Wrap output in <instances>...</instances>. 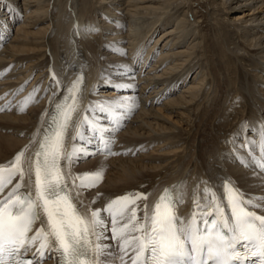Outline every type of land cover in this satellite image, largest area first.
I'll return each instance as SVG.
<instances>
[{"label": "bare ground", "instance_id": "1", "mask_svg": "<svg viewBox=\"0 0 264 264\" xmlns=\"http://www.w3.org/2000/svg\"><path fill=\"white\" fill-rule=\"evenodd\" d=\"M223 25L233 28L239 61L254 71L246 88L256 107L244 109L241 85L238 100L227 108L231 87L216 72V37ZM104 63L119 74L104 72ZM80 75L84 123L98 112L96 106L116 103L131 111L113 137L112 156H90L67 169L70 181L102 173L95 189L80 191L86 207L103 210L127 193L148 194L155 203L169 187L182 194L177 212L187 217L194 200L204 202V189L223 197L230 181L252 208L264 212V175L254 168L264 154V0H0V165L29 145L26 155L33 153L34 139ZM236 110L242 117L223 136L209 127ZM80 146L73 145L79 157L91 152ZM18 181V175L12 178ZM97 193L102 195L93 204ZM143 204L137 201L138 218ZM102 215L111 227V216ZM95 243L115 249L114 260L96 257L97 264H132L136 256L134 245L121 251L118 241L95 237Z\"/></svg>", "mask_w": 264, "mask_h": 264}, {"label": "snow or ice", "instance_id": "2", "mask_svg": "<svg viewBox=\"0 0 264 264\" xmlns=\"http://www.w3.org/2000/svg\"><path fill=\"white\" fill-rule=\"evenodd\" d=\"M52 78L57 79L54 73ZM81 87L82 80L78 78L67 89L64 101L56 104L57 114L40 139H34V153L26 155L32 146L29 145L14 160L0 165V193L13 177L19 176L12 190L0 199V264H41L43 259L51 258V251L47 255L43 251L49 240L56 245L57 264H86L84 258L91 264L93 257L114 260L112 244L97 243L93 247L90 236L98 241L121 242V251L134 245L132 264H247L249 260L264 264V217L246 210L251 202L243 199L230 181L224 183L223 197L204 189V202L196 201L187 217L176 213V206L183 200L182 194L175 195L172 188H166L155 203L148 202V194L127 193L111 199L103 210L86 207L76 189L95 187L102 173L78 174L69 185L61 170L62 160L72 162L65 138L74 124ZM259 167L264 168V163ZM101 195L97 193L92 203ZM221 199L227 203L230 215L225 213ZM137 201H144L140 218ZM201 208L207 211H199ZM102 212L111 216V236L107 235V217ZM124 220L127 222L121 225ZM37 222L41 227L29 235ZM130 233L139 235L132 237ZM37 239L42 241L40 247L29 257Z\"/></svg>", "mask_w": 264, "mask_h": 264}, {"label": "rangeland", "instance_id": "3", "mask_svg": "<svg viewBox=\"0 0 264 264\" xmlns=\"http://www.w3.org/2000/svg\"><path fill=\"white\" fill-rule=\"evenodd\" d=\"M235 13H237V12H235ZM235 13H233V14H235ZM188 15H189L188 16L189 19H192L191 14L189 13ZM221 30L218 32V35L216 37L218 39V42L220 43V44H218L217 54H218V58H220V60H221V63H219L216 66V72H217V74L220 75V77L225 78L224 82L225 83L228 82V84H230V87H231L230 90H229L230 91V96L228 97L229 100L227 102V104H228L227 108H233V104H234L235 99L238 100V98H235L236 97L235 96V92H239L238 88H241L240 86L242 85V87L244 86L243 87L244 93L242 94V96L245 99V101L243 102L242 105L244 106V109H247L246 106L248 104L251 103V104H253V106L255 105L254 104L255 100L253 98V95L250 96V94L247 92L248 89L246 88L247 87V83L251 82L252 81L251 79L253 77H255L252 74V73H254V71L249 69L244 64V63H246V60L239 61V58H238L239 54H236L234 52V49H233L234 45L232 43V40H233L235 34H234V31H233V28L231 26H228V25L227 26L223 25ZM156 36H157V34L154 35L153 40H155ZM229 36H231V37H229ZM230 39H231V41H230ZM225 56H226V58H225ZM220 60H218L217 62H219ZM105 65H106V63H104L101 66V69L104 72H107V74L108 73H110V74H114V73L119 74L118 72L112 73L113 72L112 68H111L112 72L111 71L109 72V70L105 67ZM247 72L250 73V74H246ZM108 88H110V86L107 87V88H103V90L104 89H108ZM222 89L223 90H222L221 94L225 93L224 89L227 90L225 87H223ZM231 93H232V96H231ZM237 95L239 96V94H237ZM236 107H238L237 109H241L242 108L238 104L236 105ZM255 107H256V105H255ZM236 111L237 112L235 114H232V115L228 116V118L226 119L227 122L224 121L225 124H224V122L220 121V122H216L214 125L212 123L213 127H211V124H210L209 127L212 128L213 130L217 131L216 133L218 135L220 134V135L223 136L225 133H227V131H230L234 125H236V121L240 119L239 117H242L241 116V114L243 113V112H241L242 110L240 112L238 110H236ZM235 116H236V118H233ZM218 124H219V126H218ZM123 129L124 128H122L120 130H123Z\"/></svg>", "mask_w": 264, "mask_h": 264}]
</instances>
